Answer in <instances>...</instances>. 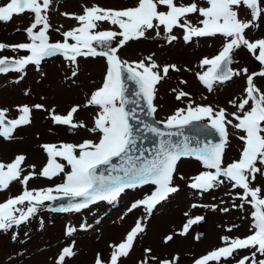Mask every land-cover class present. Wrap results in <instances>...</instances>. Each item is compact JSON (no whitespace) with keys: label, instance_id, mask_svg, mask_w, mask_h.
<instances>
[{"label":"snow or ice","instance_id":"6c2138e0","mask_svg":"<svg viewBox=\"0 0 264 264\" xmlns=\"http://www.w3.org/2000/svg\"><path fill=\"white\" fill-rule=\"evenodd\" d=\"M52 2L53 0H9L8 3L0 5V21L7 22L13 15H20L26 11L33 14L32 23L24 29L29 42L14 45L0 43V50L19 49L26 50L29 54L17 58L0 57V73L21 72L29 64L39 69L43 60L57 55L63 56L72 64L77 63L78 57L106 58L107 71L102 86L91 93L84 105L97 106L99 109L92 118V127L89 128L82 120L78 123L73 122V115L78 112L80 105L72 106L66 115L56 114L54 109L49 112L53 123L85 128L91 133H98V141L84 139L78 144L42 145L47 154V162L38 174L31 171L22 176V164L26 159L22 154L16 155L11 162H0V191L8 189L10 183L14 181H19L24 186L20 194L0 202V230L7 231L13 226L27 222L41 208L47 207L46 201L67 198V203L50 210L79 212L99 201L114 202L126 190L146 185L154 186L153 190L134 201L129 211L143 206L145 211L151 214L157 204L179 190L178 186L173 184L178 162L182 158H195L206 170L191 178L189 186L192 189L206 192L229 182L233 189L243 190L237 194L243 201L240 207L247 203L253 210L250 213L251 234L244 238L221 237L225 246L196 259L194 264L219 262L221 258L232 257L237 250L245 249L254 251L240 258L237 264H246L248 261L251 264H264V259L256 258L257 253L264 255V191L259 186L255 188L251 186L257 174L264 175V168L257 166L264 165V91L254 84V77H264V68L247 75L244 98L239 102L229 101V104L237 107L236 112L228 113L224 107L214 109L210 105L193 104L189 100L186 108H178L166 120L160 121L164 129H176L175 132H166L153 124L143 123V131L159 138L150 156L145 157V149H140L139 155L134 154L137 152L136 133L141 129H134L130 122L139 119L135 115L136 108L128 110L126 106L129 103L138 104V101L130 100L126 94L125 78L135 83L138 88L135 96L143 100L147 105L148 114L151 115L157 110L154 104L157 84L167 77L170 69L177 72L180 69L175 64H166L162 67L161 74L160 66L152 57H147L150 62L145 63V60L128 62L118 56V50L126 42L144 38L149 30L156 29V35H161L159 31L161 26L164 38L169 43L177 39L175 35H171L174 27L183 29V40L186 43L193 38L214 37L220 34L225 39L221 50L211 58H202L200 66H208L207 70L196 74L198 80L212 91L216 84L230 81L241 72L247 73L246 68L235 71L230 67L234 51L241 46L246 47L254 54V58L264 65V38L250 41L244 35L245 30L250 27H258L259 18L264 16V7H261L259 0H206L207 7L198 6L195 0L186 5L177 4L175 0H137L135 6L122 9H106L93 5L84 7L82 14L61 13L74 18L78 25L64 31L63 41L56 42H51L49 36L51 25L48 10ZM241 5L247 9L249 19L239 18L236 9ZM158 6H165L167 10L160 11ZM194 13L203 17L198 21L199 26L187 19L189 14ZM101 22L118 26L119 31L97 30ZM56 31H59V28ZM117 38L118 43L112 46ZM69 39L74 42L70 43ZM257 49L258 55L255 54ZM72 75H77L76 69H73ZM173 92L177 100L190 95L183 90L177 92L173 89ZM249 104L251 106L246 109ZM33 108L43 109L44 105L35 104L31 108L28 105L18 106L20 115L14 119H7L8 109H0V137L11 139L15 129L29 125ZM229 115L237 123H233V120L228 118ZM205 120L206 124L203 123ZM228 125L243 133L238 136L243 147L239 159L225 165ZM209 126L219 135L217 142L201 141L185 135L183 131L191 127L199 133ZM173 136L182 138L173 140ZM57 158H62L66 164L58 162ZM113 158L119 159V165L113 163ZM102 166H108L107 175L103 172L97 174ZM29 167L35 169V165ZM66 167H70V171H66ZM37 175L48 179L63 175V182L54 187L28 189V182ZM25 203L26 207H18ZM221 211L227 212L228 209L224 208ZM201 219L203 218L188 219L180 234H186L190 227ZM80 227L88 226L82 224ZM74 231L73 227H66V235H71ZM144 231V224L137 220L124 240L111 246L113 251L108 264H118L120 258L129 255L134 240ZM164 239L167 243L173 236L168 235ZM150 251L145 249L146 253ZM75 255L73 246H65L56 257L55 264H65L66 258ZM94 264H104L99 254ZM143 264H149V261H144ZM159 264L171 262L161 260Z\"/></svg>","mask_w":264,"mask_h":264},{"label":"rangeland","instance_id":"374dc122","mask_svg":"<svg viewBox=\"0 0 264 264\" xmlns=\"http://www.w3.org/2000/svg\"><path fill=\"white\" fill-rule=\"evenodd\" d=\"M8 2L9 0H0V5ZM175 2L186 5L193 0ZM195 2L201 7L207 5L206 0ZM136 3L137 0H53L48 10L50 41H63L62 33L78 25L74 18L61 13L82 14L84 7L93 5L106 9H122L135 6ZM259 3L264 7V0H259ZM165 9V6H158L160 11ZM236 10L239 18H250L245 6L241 5ZM32 15L26 11L13 15L7 22L0 21V43L14 45L29 42L24 29L32 23ZM187 19L198 25V21L203 17L194 13L189 14ZM257 23L258 27L245 30L244 35L250 41L264 38V16H261ZM58 28L59 31H56ZM97 30L119 31L118 26L108 22L99 23ZM156 31L149 30L144 38L126 42L118 50V56L128 62L145 60V63L150 62L147 57H152L160 66L161 74L162 67L166 64H175L180 69L178 72L170 69L167 77L156 86L155 117L159 121L166 120L178 108H186L189 100L193 104L210 105L214 109L224 107L228 113L236 112L237 107L229 104V101L239 102L244 98L246 75L264 68V65L254 58L253 53L241 46L233 53L236 60L231 67L235 71L246 68L247 73L241 72L230 81L216 84L214 90L209 91L196 74L203 73L207 67L200 66L202 58H211L221 50L225 42L224 37L217 34L214 37L193 38L186 43L183 40V29L174 27L171 35H175L177 39L169 43L164 38L162 26L159 29L161 35L157 36ZM118 40L119 38L113 41L112 46H116ZM69 42L72 43L71 39ZM26 52L5 48L0 50V57L17 58L27 55ZM255 54H259L258 49ZM73 69L77 70L76 76L72 75ZM106 71L107 61L104 57H78L77 63L72 64L63 56L57 55L43 60L39 69L29 64L21 72L0 73V109H8V119L20 115L18 106L28 105L31 108L35 104L44 105L43 109H32L31 123L15 129L11 139L0 137V162H11L16 155L22 154L26 157L22 164V176L31 171L38 174L47 162V154L42 145L78 144L84 139L98 141L99 134L91 133L85 128H74L72 133L67 134V125L53 123L49 112L54 109L56 114L66 115L72 106L80 105L78 112L73 115V122L82 120L89 128L92 127V118L99 109L97 106L84 105L91 93L102 86ZM254 84L264 91V77H254ZM173 89L177 92L183 90L190 95L177 100ZM250 106H246V109ZM228 118L237 123L230 115ZM227 128L225 165L239 159L243 147L238 139L243 133L231 125ZM57 160L66 164L62 158ZM30 165H35V169L30 168ZM257 166L264 168V165ZM205 170L195 158H182L178 162L173 180L174 186H178L179 190L157 204L151 214L147 213L143 206L129 211L134 201L150 194L154 188L151 185L126 190L114 202L99 201L79 212H51L46 207L41 208L27 222L13 226L7 231L0 230V264H55L56 257L65 246H73L76 253L74 257L66 258L65 264H94L97 254L104 264H108L113 251L111 246L122 242L137 220L144 224L145 231L136 237L129 255L120 258L118 264H143L144 261L159 264L161 260H168L171 264H194L196 259L225 246L221 237L242 238L241 235L252 229L251 205L244 203V206L240 207L243 201L237 194L242 193V189H233L229 182L206 192L189 186L191 178ZM66 171H70V167H66ZM61 182L63 175L52 179L37 175L28 182L27 188L31 190L54 187ZM251 186H259L264 191V175L257 174ZM23 188L19 181L11 182L8 189L0 191V202L20 194ZM50 202L46 201L45 205ZM26 203L18 207H26ZM224 208L228 211H221ZM195 217H203V222L199 225L193 224L186 234L181 235L184 223ZM82 224L88 227L81 228ZM68 226L75 229L71 235H66ZM199 230L202 231V236H197ZM168 235H172L173 239L166 243L164 238ZM145 249L151 251L146 253ZM252 251L254 250H239L233 256H248ZM236 257L221 258L219 262L209 261V264H237ZM256 258L264 259V255L257 253Z\"/></svg>","mask_w":264,"mask_h":264},{"label":"water","instance_id":"95a60500","mask_svg":"<svg viewBox=\"0 0 264 264\" xmlns=\"http://www.w3.org/2000/svg\"><path fill=\"white\" fill-rule=\"evenodd\" d=\"M125 85H126V89H127V95L129 96L130 100L132 101H138L137 103H129L126 107L128 110H131L132 108H136V113L135 115L139 118L136 120H131L130 122L133 124L134 129L139 128L141 129L137 134V143H136V148H137V152L134 153L135 155H139V150L140 149H145V157L150 156L151 151L155 148L156 144L158 143L159 138L153 136L151 133L145 132L143 131V123H150L153 124L156 127L161 128L164 131H173L175 132L176 129H172V130H168V129H164V125L159 123L155 118H154V114L149 115L147 112V105L143 102L142 99L138 98L135 96V93L138 91L137 86L135 85L134 82L132 81H128L125 78ZM143 109V110H141ZM67 133L72 132V127H68L66 129ZM184 134L188 135L190 137H195L198 140L201 141H207V140H212L213 142H217L219 140V135L217 133H215L210 126L207 128H203L199 133H197L193 128L188 127L185 128L184 130ZM209 133H212L211 135ZM182 137H176L173 136L172 139L176 140ZM113 163L119 165L120 161L118 158H113ZM100 172H103L105 175H107L108 173V166H102L100 169H98V173L100 174ZM63 200H66L65 202H63L62 204L67 203V198ZM60 206V205H59ZM57 206V203L51 204L49 206V208H57L59 207ZM201 235V233L199 234Z\"/></svg>","mask_w":264,"mask_h":264}]
</instances>
